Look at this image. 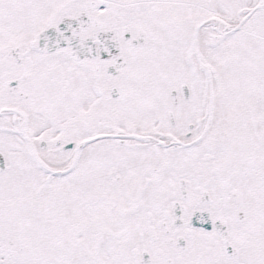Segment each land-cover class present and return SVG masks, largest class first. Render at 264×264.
I'll use <instances>...</instances> for the list:
<instances>
[{
	"label": "snow or ice",
	"instance_id": "snow-or-ice-1",
	"mask_svg": "<svg viewBox=\"0 0 264 264\" xmlns=\"http://www.w3.org/2000/svg\"><path fill=\"white\" fill-rule=\"evenodd\" d=\"M0 264H264V0H0Z\"/></svg>",
	"mask_w": 264,
	"mask_h": 264
}]
</instances>
